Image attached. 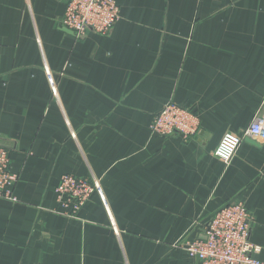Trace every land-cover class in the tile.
Returning a JSON list of instances; mask_svg holds the SVG:
<instances>
[{"label": "crops", "instance_id": "1", "mask_svg": "<svg viewBox=\"0 0 264 264\" xmlns=\"http://www.w3.org/2000/svg\"><path fill=\"white\" fill-rule=\"evenodd\" d=\"M66 0H0V144L18 175L0 198V264H198L175 244L242 202L264 262V141L214 155L264 104V0H116L105 34L60 27ZM173 101L199 132L152 134ZM63 174L99 189L74 216Z\"/></svg>", "mask_w": 264, "mask_h": 264}, {"label": "built area", "instance_id": "2", "mask_svg": "<svg viewBox=\"0 0 264 264\" xmlns=\"http://www.w3.org/2000/svg\"><path fill=\"white\" fill-rule=\"evenodd\" d=\"M120 17L116 0H66L60 27L69 29L75 38L87 31L105 34ZM149 129L162 136L180 135L184 139L199 132V115L186 106L173 101L165 103L153 115ZM264 141V104L242 134L225 132L214 155L228 164L244 137ZM18 175L11 169L8 149L0 144V198L15 201L14 187ZM99 189V180L93 175L78 177L63 174L55 188L59 206L70 216L89 200ZM253 217L239 201L227 203L213 212L203 225V234L192 239L182 237L175 245L197 257L198 264H264L254 254L262 246L250 241Z\"/></svg>", "mask_w": 264, "mask_h": 264}]
</instances>
